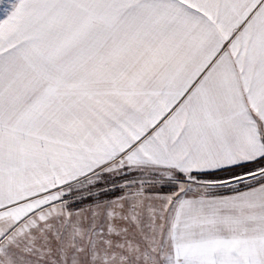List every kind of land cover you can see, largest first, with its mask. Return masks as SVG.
Segmentation results:
<instances>
[{
    "label": "snow or ice",
    "instance_id": "obj_1",
    "mask_svg": "<svg viewBox=\"0 0 264 264\" xmlns=\"http://www.w3.org/2000/svg\"><path fill=\"white\" fill-rule=\"evenodd\" d=\"M0 264H264V0H0Z\"/></svg>",
    "mask_w": 264,
    "mask_h": 264
}]
</instances>
